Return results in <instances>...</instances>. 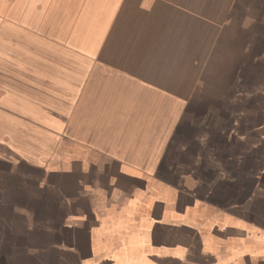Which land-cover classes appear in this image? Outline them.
<instances>
[{"label":"crops","instance_id":"crops-1","mask_svg":"<svg viewBox=\"0 0 264 264\" xmlns=\"http://www.w3.org/2000/svg\"><path fill=\"white\" fill-rule=\"evenodd\" d=\"M0 264H264V0H0Z\"/></svg>","mask_w":264,"mask_h":264}]
</instances>
